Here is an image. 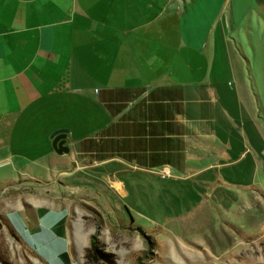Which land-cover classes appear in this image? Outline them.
Masks as SVG:
<instances>
[{
	"label": "crops",
	"instance_id": "crops-1",
	"mask_svg": "<svg viewBox=\"0 0 264 264\" xmlns=\"http://www.w3.org/2000/svg\"><path fill=\"white\" fill-rule=\"evenodd\" d=\"M242 1L0 0V235L21 234L11 213L21 203L41 222L18 189L57 185L55 197L73 199L81 229L65 228L50 252L88 238L85 210L120 208L131 173L165 167L205 187L251 177L256 108L226 37L254 5ZM57 128L67 129L60 155L48 137Z\"/></svg>",
	"mask_w": 264,
	"mask_h": 264
},
{
	"label": "rangeland",
	"instance_id": "rangeland-1",
	"mask_svg": "<svg viewBox=\"0 0 264 264\" xmlns=\"http://www.w3.org/2000/svg\"><path fill=\"white\" fill-rule=\"evenodd\" d=\"M253 3L226 28L227 39L240 49L256 108L259 136L247 143L257 159L251 177L244 170L241 176L249 178L232 179L227 186L206 182L205 187L193 180H174L157 173L159 169L152 171L156 177L131 173L120 208L116 200H108L114 211L85 210L93 225L88 238L75 240L66 251L62 244L61 251L50 252L46 243L53 238L63 241L65 228L69 234L81 229L72 220L73 199L68 193L67 203L55 197L60 194L57 185L40 194L18 189L13 198L21 203L28 195L41 222L32 225L23 203L20 211L12 210L16 220L21 217L22 235H0V264H264V0ZM116 189L122 193L125 186ZM42 213L48 216L45 222ZM7 220L11 222L10 213Z\"/></svg>",
	"mask_w": 264,
	"mask_h": 264
},
{
	"label": "water",
	"instance_id": "water-1",
	"mask_svg": "<svg viewBox=\"0 0 264 264\" xmlns=\"http://www.w3.org/2000/svg\"><path fill=\"white\" fill-rule=\"evenodd\" d=\"M66 133H67V129L57 128L51 131L48 136L50 139V145L56 154L60 155L68 151V147L65 145Z\"/></svg>",
	"mask_w": 264,
	"mask_h": 264
},
{
	"label": "built area",
	"instance_id": "built-area-1",
	"mask_svg": "<svg viewBox=\"0 0 264 264\" xmlns=\"http://www.w3.org/2000/svg\"><path fill=\"white\" fill-rule=\"evenodd\" d=\"M157 173L165 175V176H169V171L165 167L160 168Z\"/></svg>",
	"mask_w": 264,
	"mask_h": 264
},
{
	"label": "trees",
	"instance_id": "trees-1",
	"mask_svg": "<svg viewBox=\"0 0 264 264\" xmlns=\"http://www.w3.org/2000/svg\"><path fill=\"white\" fill-rule=\"evenodd\" d=\"M93 239H94V237L91 236V237H90V244H91V245H93V243H94Z\"/></svg>",
	"mask_w": 264,
	"mask_h": 264
}]
</instances>
